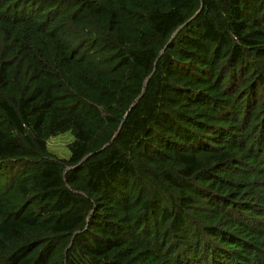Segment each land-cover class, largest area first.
I'll list each match as a JSON object with an SVG mask.
<instances>
[{"label": "trees", "instance_id": "obj_1", "mask_svg": "<svg viewBox=\"0 0 264 264\" xmlns=\"http://www.w3.org/2000/svg\"><path fill=\"white\" fill-rule=\"evenodd\" d=\"M0 264H264V0H0Z\"/></svg>", "mask_w": 264, "mask_h": 264}, {"label": "rangeland", "instance_id": "obj_2", "mask_svg": "<svg viewBox=\"0 0 264 264\" xmlns=\"http://www.w3.org/2000/svg\"><path fill=\"white\" fill-rule=\"evenodd\" d=\"M72 140L73 137L69 132L57 137H53L49 140L48 143L49 151L55 154L59 158L68 159L69 152H68L67 144H69Z\"/></svg>", "mask_w": 264, "mask_h": 264}]
</instances>
